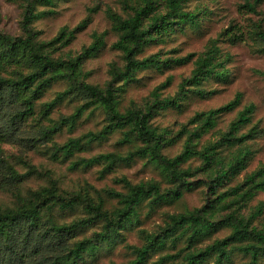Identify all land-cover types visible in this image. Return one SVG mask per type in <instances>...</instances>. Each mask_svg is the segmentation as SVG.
Listing matches in <instances>:
<instances>
[{
    "label": "trees",
    "instance_id": "obj_1",
    "mask_svg": "<svg viewBox=\"0 0 264 264\" xmlns=\"http://www.w3.org/2000/svg\"><path fill=\"white\" fill-rule=\"evenodd\" d=\"M17 2L23 9L21 21L23 34L13 35L0 30V119L5 118V104L15 98L21 105L17 115L33 114L36 101L54 82L68 80L67 89L59 91L56 96L44 103L45 114H49L74 89L83 90L89 99L78 106L76 111L58 119L54 128L57 131L65 124L74 126L84 111L96 105L102 106L107 113L108 122L99 132H88L78 137H71L59 146L68 159L75 151L82 149L88 140L105 139L117 129H124V136L119 142L139 140L134 149L125 154L118 152L99 153L90 158L82 159L85 166L105 162L104 172L110 171L114 165L132 162L136 157H147L160 164L176 187L163 189L157 180L131 183L123 178L127 185L126 192L109 190L108 193L118 199V206L107 208L103 198L94 200L88 193L63 192L51 183L38 189H31L23 194L20 189L13 190L16 202L13 205L0 204V264H23L26 256L40 255L28 264H81L87 254H94L102 245L114 246L124 242L122 230L138 216V208L144 200L149 199L151 205L165 200L179 197L184 188H191L192 176L199 170L209 173L211 189L232 181L244 170L250 160L249 149L243 145L255 138L256 132L251 128L247 132L241 130L253 118L256 110L251 102L238 111L231 121L229 129L220 138L209 143L203 150L196 148L195 138L215 127L220 116L235 110L242 102L243 94L238 92L228 102L209 110L197 112L190 120L197 123L190 133L182 152L170 157L163 152V148L173 143L176 138L168 137L166 131H160L151 119L161 110L170 107L179 108L190 95L206 97L213 90H207L203 83L210 79H228L230 69L227 66L232 59L229 52H224L219 46L220 38L212 39L210 44L199 54L190 53L183 57L167 58L154 53L140 58L138 55L150 44L158 42L166 35L183 29L189 24L192 27L200 25L208 14L206 7L187 9L189 0H120L126 15L109 9L108 15L112 22V29L118 34L113 47L123 52L124 66L116 62L111 64V79L105 87L92 84L83 78L82 67L87 58L96 56L106 44L107 31L94 33L93 41L83 47L81 52L72 58L55 57L53 52L71 43L78 32L85 29L92 21L91 14L82 19L75 27L64 26L49 40H39L38 31L33 23L55 12L54 6L60 0H10ZM263 0H243L241 7L248 12L259 14L258 9ZM41 4L49 8L38 10ZM231 24L224 32L231 42L245 40L243 31L235 29ZM253 39L260 43V50L264 51V17L251 24ZM194 59V67L179 84L174 96H162L171 79L160 83L152 91L151 100L145 106L133 105L125 111L118 107V83L138 81V72L151 67L163 69L172 63H184ZM16 64V68L7 75V65ZM23 67V68H21ZM27 67V69H24ZM21 107V108H20ZM239 146V152L230 158L221 155L220 147ZM199 154L203 164L193 170L182 167L193 155ZM28 170L19 172L5 157L0 148V187L8 184L18 186L29 173L37 169L25 161ZM264 190V165L248 174L242 183L230 188L225 193L216 195L206 204L192 210L172 213L158 232H144L145 241L142 245L128 246L135 253V258L127 264H147L153 253L165 250L169 242L174 246L183 238L187 241L185 247L175 253H166L159 257L158 262L174 261V264H231L236 252L249 256L243 264H260L264 257V225L258 226L252 220L263 211V204L258 214L250 217L241 215L236 209L220 217L219 213L240 202H247L255 194ZM227 198L230 199L227 201ZM83 205L86 215L72 221L60 222L54 218L55 210L75 209ZM102 223L101 230L92 235L67 242L69 237L77 236L89 226ZM222 225L231 227V232L204 246H197L204 237L211 234ZM46 242V249L40 250ZM52 242V246H50ZM181 257V261L176 262ZM116 264V263H113Z\"/></svg>",
    "mask_w": 264,
    "mask_h": 264
},
{
    "label": "rangeland",
    "instance_id": "obj_2",
    "mask_svg": "<svg viewBox=\"0 0 264 264\" xmlns=\"http://www.w3.org/2000/svg\"><path fill=\"white\" fill-rule=\"evenodd\" d=\"M243 0H189L187 9L195 7H206L208 14L203 18L200 25L192 27L189 24L183 29L166 35L158 42L148 45L138 56L140 58L159 53L161 57L178 58L190 53L199 54L211 42L212 39L220 38L219 46L224 52H229L232 59L227 66L230 69L228 79H210L203 83V87L213 92L206 97L190 95L182 102L179 108L170 107L155 114L151 121L160 131H166L168 137H175L176 140L165 146L163 152L174 157L183 151L190 133L196 128L197 123H191V118L199 111L209 110L218 107L232 98L238 92H242V102L233 111L220 116L215 127L204 132L200 138H195L196 148L203 150L206 145L213 143L220 138L222 133L229 129L231 121L237 116L238 111L245 105L253 102L256 110L252 121L241 131L247 132L253 129L255 138L248 140L243 147L249 149L250 160L247 167L241 171L232 181L224 185H218L211 189L212 182L209 173L199 170L188 177L194 181L191 188H184L183 194L179 197L165 200L156 205H151L149 199L143 201L138 208V216L127 224L122 230L125 241L118 242L114 246L102 245L94 254H87L81 264H127L135 258V253L128 246L142 245L145 241L144 232L156 233L165 226L168 215L172 213L192 210L195 207L206 204L213 199L214 191L218 194L225 193L230 188L242 183L246 176L260 166L264 165V51L260 50V43L253 39L251 24L253 21L264 17V0L259 5V14L248 12L241 7ZM38 10L49 8L39 4ZM55 12L39 19L33 23L34 28L39 32V40L53 38L62 27H75L82 19L91 14V23L82 31L78 32L76 38L68 45L53 52L55 57L72 58L76 56L83 47L93 41L94 33L107 31L106 44L94 57L87 58L83 64V78L101 87H105L111 79V64L116 62L124 66L123 52L112 45L118 39V34L112 29V22L108 11L113 9L126 15L120 0H60L53 7ZM23 9L17 2L0 0V30L13 35L23 34L21 21ZM235 24V29H241L245 40L231 42L227 39L225 30ZM16 64L7 65L4 73L7 75L16 68ZM194 67V59L184 63H172L171 66L163 69L148 68L138 72V81L123 83L120 81L118 107L125 111L133 105L145 106L151 100L152 91L160 83L171 79L170 84L164 88L162 96H174L181 81L189 76ZM23 68V67H21ZM27 69V67H24ZM68 80L54 82L44 94L36 101L33 114L28 116L17 115L20 100L15 98L7 105L3 114L5 118L0 119V148L4 150L5 157L24 173L28 170L25 161L36 167V171L29 173L18 186L12 184L0 187V204L13 205L16 196L13 190L20 189L26 194L31 189H38L42 186L55 183L63 192H74L89 194L94 200L100 197L104 199L105 206L113 209L118 206V199L111 196L108 191L128 190V185L123 178L135 184L142 181L157 180L163 189L176 187L171 178L164 171L163 167L149 160L147 157H136L132 162H120L104 172L105 162L85 166L84 158H90L99 153L118 152L125 154L134 149L139 140L119 142L124 136V129H117L105 139H92L86 141L82 149L75 151L68 159H64L63 150L59 146L67 142L71 137H78L88 132H99L108 122L106 110L102 106L93 105L86 109L74 126L63 125L60 130L51 131L55 122L63 116L74 113L78 106L86 102L89 97L81 89H74L68 96L59 103L49 114H45L44 103L52 100L59 91L69 87ZM21 108V107H20ZM221 155L230 158L239 152V146L219 148ZM203 164L199 154L193 155L182 167H191L193 170ZM3 174H0L2 178ZM230 200L227 198V201ZM263 204L261 214L254 217V225H264V190L258 191L253 198L247 202H240L227 209H223L219 216L222 217L236 209L241 215L250 217L258 214V207ZM54 218L60 222L72 221L86 215L83 205L75 209L55 210ZM102 223L89 226L77 236L69 237L67 242L74 239L89 236L94 231L101 230ZM231 232V227L222 225L211 234L204 237L197 246H204L217 238L224 237ZM47 243H43L40 250L46 249ZM185 238L175 246L169 242L168 247L160 252L153 253L147 264H174V261L159 263L160 256L166 253H175L185 247ZM52 246V242H50ZM28 264L34 258H41L40 255L26 256ZM249 259L248 255L236 252L231 264H243ZM181 261V257L176 262ZM260 264H264V257Z\"/></svg>",
    "mask_w": 264,
    "mask_h": 264
}]
</instances>
